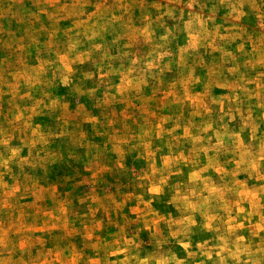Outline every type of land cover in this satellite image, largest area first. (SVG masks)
Segmentation results:
<instances>
[{
    "label": "rangeland",
    "instance_id": "obj_1",
    "mask_svg": "<svg viewBox=\"0 0 264 264\" xmlns=\"http://www.w3.org/2000/svg\"><path fill=\"white\" fill-rule=\"evenodd\" d=\"M0 264H264V0H0Z\"/></svg>",
    "mask_w": 264,
    "mask_h": 264
}]
</instances>
